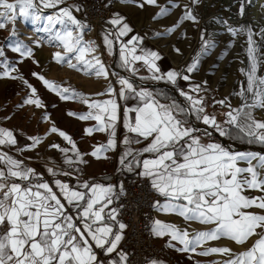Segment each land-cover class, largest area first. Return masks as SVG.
<instances>
[{"label":"snow or ice","instance_id":"snow-or-ice-1","mask_svg":"<svg viewBox=\"0 0 264 264\" xmlns=\"http://www.w3.org/2000/svg\"><path fill=\"white\" fill-rule=\"evenodd\" d=\"M116 2L139 9L154 7L158 11L152 20L156 22L168 17L174 9H180L175 23L153 33L156 38L176 34L185 23L199 30V49L194 57L183 71L167 72H162L157 63L162 59L160 52L143 48L145 37L136 34L126 42L122 39L134 29L120 12L112 13L108 23L113 31L103 35V45L109 55L114 44H120L121 67L135 77L140 72L137 64L143 65L148 75L139 76L140 80L164 81L177 86L179 95L187 102L185 105L167 98L163 92L138 87L124 76L117 75L115 83L120 86L117 90L109 80L110 73L101 55L97 54L99 45L84 39L89 25L74 15L83 10L82 6L60 7L56 15L42 18L36 0H0V21H3L0 29H4L6 23L13 24V30L4 38L6 47L0 43V79L19 80L28 90L17 108H46L37 88L17 67L24 59H31L38 65L34 47L41 46L39 40L30 47L17 38L14 28L17 10L20 17L33 24L44 20V27L38 31L49 33V41L58 42L63 48V52L52 54L55 63L67 64L77 72L109 81L106 90L95 93L97 98H93L71 86L46 79L40 73H32L61 101H75L87 108V111L68 110L66 115L81 122H94L84 128L85 136L106 135V142L92 145L89 152L81 151L76 140L57 127L47 112L41 117L50 125L46 132L27 136L29 143L23 147L18 146L13 130L0 126V264H131L128 252L122 247L130 225L121 218L124 205L118 203L128 194L124 184L97 182L95 178L84 179L82 176H76V182L72 184L59 178L82 172L81 166L90 163L88 157L96 161L109 160V154L116 153L121 145L123 151L119 153L116 171L133 173L149 181L158 196L164 198L163 203L160 200L153 202L152 206L158 212L178 215L189 224L210 226L190 232L188 228L155 219L150 228L153 237H168L166 247L180 252L223 257L208 264H264V153L233 151L211 140V132L201 133L191 121L194 117L220 137H232L235 129L248 143L264 145V120L254 115L255 110H264V76L258 75L259 68L264 65V52L261 51L264 26L254 31L252 24L241 23L234 27L230 18H211L232 38L245 36L247 45L248 67L240 69L246 77V85H241L236 93L242 104L233 108L228 97L214 100L213 106L228 109L223 112L221 121L207 111L206 97L201 95L209 91L207 81L190 84L188 91L178 86V80L190 82L202 60L217 47L219 33H209L206 25L201 27L202 17L198 10L207 0H187L183 5L177 0H167L163 5L159 0H104V7H111ZM63 3L64 0H39L43 8ZM236 3L237 15L243 18L253 0H236ZM260 8L264 10V3ZM56 25L61 28L54 31ZM187 38L186 32H180L178 39ZM232 46L231 42L227 44V48ZM7 49L21 59L10 63ZM172 50L183 55L182 49L175 45ZM226 55L227 49L216 59L222 60ZM105 96L107 99L98 98ZM129 98L137 99L138 105L123 109L122 123L126 134L121 138L118 134L121 123L119 101ZM52 135L58 136L66 146L47 143L48 150L61 154L64 165L61 167L48 158L44 169L52 178L49 181L30 165L32 157H20L25 152H37L39 159L38 149ZM204 137H208V142ZM133 144L144 146L137 149L132 147ZM11 149H15L16 155L11 154ZM253 191L257 195H249ZM221 239L243 250L235 252L228 246H205ZM151 264L164 262L154 259Z\"/></svg>","mask_w":264,"mask_h":264},{"label":"rangeland","instance_id":"rangeland-1","mask_svg":"<svg viewBox=\"0 0 264 264\" xmlns=\"http://www.w3.org/2000/svg\"><path fill=\"white\" fill-rule=\"evenodd\" d=\"M76 1L79 5V1ZM102 1L104 3V0ZM9 2H14V0H9ZM177 2L183 5L187 0H177ZM159 3L162 5L166 4L167 0H159ZM261 3H264V0H253V3L246 8V15L243 18L237 15L238 6L236 0H207L205 6L198 10L202 17L201 27L206 25L209 33H219V35L216 36L217 47L212 50L208 57L202 60L200 69L193 73L192 76L201 81H207V85L210 86L211 91L220 97H228L233 108H238L242 104L241 98L237 96L236 93L239 92L241 85H246V77L240 72V69H247L248 67L246 37L241 35L237 38H232L224 31L221 25L214 23L211 18L214 16H219L222 19L230 18L229 22L234 27L239 26L241 23L252 24L254 31H259V28L264 26V10L260 8ZM38 7L40 6L38 5ZM40 9L42 18L58 13V10L53 11L43 7H40ZM225 9L229 10L225 11ZM115 10L125 12L138 27H147L150 29L154 41L158 43L170 58L182 69L190 62L191 58L194 57L199 49V30L189 23H185L182 28L172 36L156 38L153 35L154 32L161 31L165 27L175 23L180 15V9H174L168 17L158 22L152 20V16L158 11V9L154 7L146 6L144 9H139L131 5L123 6L116 2ZM0 11H2V9H0ZM74 15L79 19H83L81 13H74ZM98 26L100 25L93 26L90 29L88 28L84 33V39L95 41L96 44L99 45L97 54L101 55L110 73L109 80L116 87L115 75H112V68L109 65L108 58L99 40L97 33ZM43 27V19L33 24L30 20L20 17L17 10V20L14 24L17 38L21 39L30 47L34 46V41L39 40L41 42L40 47H34L35 59L39 64H34L31 59H24L22 63L17 64V67L24 77L37 88L38 95L46 105V108L36 109L31 106H26L22 109L17 108L16 105L22 102L28 90L19 80L0 79V120L7 123L9 129L13 130L15 135H19L21 139H24L25 144H27L29 143L27 136L43 135L50 126L48 122L42 121L41 119L42 115L47 112L50 115L51 121L55 122L57 127L65 130L76 140L80 149L91 148L92 145L98 143L102 133H96L92 137H87L84 135L83 130L94 122H81L66 115L68 110L87 111V108L75 101H61L58 96L48 91L40 81L34 78L32 73H40L44 75L46 79L63 86H71L85 95H92L93 98H97L94 96L95 93L104 92L106 90L109 81L103 78H97L94 75H86L83 72H77L74 69H70L67 64L55 63L52 59V54L57 51L63 52V48L58 42L49 41V33L38 31V29ZM60 28V25H56L54 31ZM12 30L13 24L11 23H6V27L0 29V43H3L5 47L7 42L4 38L8 37ZM180 32H186L188 38L178 39ZM256 39L259 42V38L257 37ZM229 42L233 45L231 48H227ZM173 45L181 48L183 55H177L172 50ZM226 49L227 55L224 56L222 60L216 59V57ZM261 51L264 52V48H262ZM7 56L10 63H14L21 59L18 54L12 53L10 49H7ZM258 75L264 76V65H261L259 68ZM98 98L107 99L106 96ZM254 115L257 119L264 120V110L257 109L254 111ZM5 117H11V119H5ZM51 142L66 146L58 136L52 135L48 141L38 149L39 157H45L47 159L51 157L53 160L62 161L59 152L47 149V143ZM245 146L249 149L243 151L264 153L262 151L264 148L250 147L246 144ZM26 156L37 157V152H26ZM249 193L253 196L257 195L254 191ZM177 218L180 220L183 227L188 228L190 232L193 230H204L210 227L195 222L189 224L178 215ZM205 246H228L235 252L243 250V248L236 246L226 239H221L218 242H209V244ZM245 247H247V245ZM199 250L200 249H197V251ZM182 257V262L184 264H196L197 261H200L201 264H208L210 261L223 259V257L215 254L209 257H202L192 252L184 253Z\"/></svg>","mask_w":264,"mask_h":264},{"label":"crops","instance_id":"crops-1","mask_svg":"<svg viewBox=\"0 0 264 264\" xmlns=\"http://www.w3.org/2000/svg\"><path fill=\"white\" fill-rule=\"evenodd\" d=\"M37 3L40 7H43L41 4H39V0H37ZM76 5H78L76 0H64L63 4L57 5L56 7L49 8V9L56 11V10H59L60 7H65V6L74 7ZM114 12H120L122 15L126 16L127 22L134 29L133 33L129 34L128 37L122 38L125 42L128 39H130L131 35L139 34L140 36L145 37L143 40V48L144 49L155 50V51L160 52L162 59L160 61H158L157 63L159 65V67L161 68L162 72H167L170 70L183 71V69L180 68L179 65L172 58H170V56L159 46V44L154 41L153 36H152V31L150 29H148L147 27H138L137 24L130 17H128V15L123 11L115 10ZM74 13L78 14V13H81V11L80 12H74ZM108 20L97 27V33L99 36V40H100L102 49L106 53L109 65L112 68V72L116 74L115 79L117 78V75H119V76H124V77L130 78L131 80H133V82L138 87H140V86L148 87L150 90H153V87L162 88V89L167 91V96H169V99L176 100L178 103L185 105L187 102L184 100L183 97H181L179 95L177 86H173V85L166 83L164 81L155 82V81H151V80H143V81L140 80L139 76H147L148 75L147 69L143 65L137 64V67L140 68V72H139V75L135 76V77H133L128 71H126L123 67H121L120 66V59H119V49H120L119 43L114 44V46L112 48V54L109 55L108 50L104 47L103 41H102L103 35L105 34V32L113 31V28L108 23ZM116 58H118L117 65L119 67L123 68L125 70V73H123L120 70H117L114 67V61ZM202 82L203 81L192 76V79L190 82L178 80V86H179V88H182L184 91H188L190 84L202 83ZM119 87L120 86L118 84H116L117 90L119 89ZM207 88L209 89L208 92H206V93L202 92L201 93V95H204L206 97L207 111L209 113L215 114L217 116L218 120L222 121L224 119L223 112L227 111L228 109L223 108L220 105L213 106V101L223 99V97H220L216 93L212 92L209 85H207ZM119 103L121 106V123L118 126V134L120 135L121 138H123V136L126 134V130L123 128V123H122L123 109L125 107L137 106L138 100L133 99V98H129L128 100L119 101ZM130 115L134 116V113H131ZM191 121H192L194 126H196L200 129L201 133H203L205 130H207L208 132H211V140L219 142V143L223 144L224 146L231 148L233 151H243V150L249 149L245 146L244 143L240 142V140L242 139L241 134H239L238 131L235 129L232 130V133H233L232 135L235 134L236 137L238 136L237 141L233 140L232 137H220L218 135V133H216L214 130L207 128V126L196 121L194 117L191 118ZM0 126L9 128L8 124L2 122L1 120H0ZM16 136L18 138V146L19 147H23L24 145H26L24 139H21V137L19 135H16ZM204 139H205V142H208V137H204ZM104 142H106V135L102 133L98 143H104ZM143 146H144L143 144H133L132 145L133 148H137V149L141 148ZM3 150L7 151L9 149H3ZM80 150L83 152H89V151H91V148L80 149ZM121 151H123V145L120 146V149L116 153H110L109 154V156H110L109 160L96 161L95 159L88 157L90 163L86 166H81L82 172L75 173L73 177H59V178L64 179L69 183L75 184V182H76L75 177L76 176H82L84 179L95 178L97 180V182H105V183L111 182L115 185H119L121 183L122 177H137L133 173L117 172L116 171V169L118 167V156H119V153ZM11 154L16 155L15 149H11ZM145 155L147 156L148 154H145ZM23 157H30V156H26V152H25V153H23V156L20 158H23ZM54 161L57 164H59L61 167H64L62 161H57V160H54ZM47 162H48V159L45 157H40L39 159H37V157H32V160L29 163L32 167H35L39 172L43 173L45 176V179H48L50 181L52 178L47 175V173L45 172V169H44V165ZM65 170H67V169H65ZM249 195H250V193H249ZM155 219H159V220L166 222V223H173L182 229L184 228L183 225L181 224L180 220L177 218V215H175V214H164V213L158 212L156 210L154 220ZM154 239L164 253H171L174 256V258L176 260V264H184L182 262V259H183L182 256H183L184 252L177 251L175 248L166 247V243L169 239L168 237H165V238H155L154 237ZM177 247H180V246L177 244ZM162 261L164 262V264H168L167 261H165V260H162Z\"/></svg>","mask_w":264,"mask_h":264},{"label":"built area","instance_id":"built-area-1","mask_svg":"<svg viewBox=\"0 0 264 264\" xmlns=\"http://www.w3.org/2000/svg\"><path fill=\"white\" fill-rule=\"evenodd\" d=\"M78 1L83 8L82 20L89 25V29L106 22L116 8V3L105 8L102 0ZM121 182L128 193L118 202L124 205L121 218L130 225L122 247L128 252L131 264H151L154 259L176 264L174 256L162 251L150 231L156 211L153 202L160 200L162 203L164 198L158 196L149 181L139 177H122Z\"/></svg>","mask_w":264,"mask_h":264},{"label":"trees","instance_id":"trees-1","mask_svg":"<svg viewBox=\"0 0 264 264\" xmlns=\"http://www.w3.org/2000/svg\"><path fill=\"white\" fill-rule=\"evenodd\" d=\"M117 61H118V58H116L115 61H114V67L117 70H120L123 73H125V70L117 65ZM153 90L154 91H158V92H163L166 95V97L169 98V96H167V91L166 90H164L162 88H159V87H153ZM232 138H233V140H236V141L238 140L237 137L235 136V134L232 135ZM240 142L244 143V144H246V145H248L250 147L253 146V147H257V148H264V145H261V144H258V143H248L246 138H242L240 140Z\"/></svg>","mask_w":264,"mask_h":264},{"label":"water","instance_id":"water-1","mask_svg":"<svg viewBox=\"0 0 264 264\" xmlns=\"http://www.w3.org/2000/svg\"><path fill=\"white\" fill-rule=\"evenodd\" d=\"M264 152V150H262Z\"/></svg>","mask_w":264,"mask_h":264},{"label":"bare ground","instance_id":"bare-ground-1","mask_svg":"<svg viewBox=\"0 0 264 264\" xmlns=\"http://www.w3.org/2000/svg\"><path fill=\"white\" fill-rule=\"evenodd\" d=\"M241 106V105H240Z\"/></svg>","mask_w":264,"mask_h":264}]
</instances>
